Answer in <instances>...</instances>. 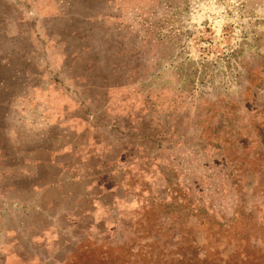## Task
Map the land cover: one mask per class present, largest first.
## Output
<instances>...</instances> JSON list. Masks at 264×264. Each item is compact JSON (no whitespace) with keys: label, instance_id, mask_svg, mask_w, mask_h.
I'll return each instance as SVG.
<instances>
[{"label":"rangeland","instance_id":"rangeland-1","mask_svg":"<svg viewBox=\"0 0 264 264\" xmlns=\"http://www.w3.org/2000/svg\"><path fill=\"white\" fill-rule=\"evenodd\" d=\"M21 1L36 23L0 0V191L23 155L81 193L59 227L7 226L0 264H264V0Z\"/></svg>","mask_w":264,"mask_h":264},{"label":"flooded vegetation","instance_id":"flooded-vegetation-1","mask_svg":"<svg viewBox=\"0 0 264 264\" xmlns=\"http://www.w3.org/2000/svg\"><path fill=\"white\" fill-rule=\"evenodd\" d=\"M13 1L18 7H21V8L25 7L27 12L30 14L32 20L34 21V23L37 22L38 19L36 15L31 11V8L27 3L25 4L24 2H21L20 0H13ZM81 102L83 105L86 104V102L84 101H81ZM1 111L2 112L0 113V117H1L0 127L2 126L7 127L9 122H7L6 124L4 120V115H3L4 112H6V109L4 108ZM98 125L99 124L97 123V126ZM8 141L9 142L11 141L10 138H8L7 135H2L0 133V143L2 144V146L6 145ZM12 148L16 150V147H12ZM59 165H62V168L63 167L66 168V165L64 163L55 164V166L52 169L56 173L55 178L54 179L51 178L47 182L44 181L45 180L44 178L41 184H39V189L37 188L33 189V185L31 182L32 180L28 181V179L24 177H22L18 182L19 183L18 186L20 188L18 186H15V187L11 186L10 189L14 192L13 194L15 196L21 192H24L23 197H15L11 195L7 196L6 192L2 193L0 191V245L2 243L1 242L2 238L5 237L4 232L5 233L7 232V231H4V229L7 226H12L13 227L12 229L14 230V232L20 234V236H24L25 238L28 237L27 233H25L26 226H24V228L21 226V221H23L22 214L27 215L35 211L36 213H39L42 216L43 221H46L47 223L51 222L55 226L59 227V223L64 221L63 218L62 219L60 218L65 213L66 204L70 203V206L76 207L74 209L67 210V212L69 213L68 216H72L73 213H75L76 211L75 209H77V207L79 206V193H81V191L79 190L77 194H75L74 196H72V194L68 195L66 193L67 188L70 185H75V182L77 181H75L74 179L68 178L67 176L68 171L64 172V169H60L59 171L57 168L59 167ZM44 168L45 169L47 168L46 171L50 172L49 166L47 164L44 165ZM66 176H67V179L65 178ZM49 193L51 194L54 193L57 199L56 203H53L52 205H51V201L49 200L50 198L48 195ZM19 196H22V195H19ZM65 200H67V203L65 202ZM46 203L51 205V208H53V206L55 207L60 206V210L57 209V211L56 210L51 211L52 209H47ZM29 221L30 220L28 219V222ZM31 248H32V245H31ZM40 254H42L41 251H40Z\"/></svg>","mask_w":264,"mask_h":264},{"label":"crops","instance_id":"crops-1","mask_svg":"<svg viewBox=\"0 0 264 264\" xmlns=\"http://www.w3.org/2000/svg\"><path fill=\"white\" fill-rule=\"evenodd\" d=\"M21 1V0H20ZM22 2V1H21ZM26 4V3H25ZM25 122V126L26 127H29V125L28 124H26L27 122H26V120L24 121ZM12 125H14V124H12V122H11V124L9 125V128H11V126ZM8 127V126H7ZM7 127H5V128H7ZM40 133H44L45 135H46V133H47V131H48V127L46 126V127H44V129H43V131L40 129ZM25 133V132H24ZM19 134H21L20 132H18V135ZM23 134V133H22ZM36 134L38 135V131L36 132ZM24 135V134H23ZM32 136V135H31ZM9 137H12V135H9ZM25 137V136H24ZM22 139H23V137H22ZM12 141V140H11ZM18 150H20V149H18V148H16V150L15 151H18ZM21 151V150H20ZM35 151V150H34ZM22 157V158H21ZM28 161V162H27ZM30 161V162H29ZM38 163H40V164H42L43 165V167H44V163H42V162H34V161H32L31 159H27V158H25V156H23V155H20V157H18L17 156V159L16 160H13V162L11 161V160H8V164H7V166H8V173H9V176L10 175H12L11 177V180L10 181H12V186H18V182H19V180L22 178V177H24V178H26V179H28V181H30V178L29 177H33L34 176V174H33V172H32V174H30L31 172V170H26V169H29V168H31L32 166H38ZM56 164H59V162L58 161H56ZM48 165V164H47ZM27 167V168H26ZM26 168V169H25ZM31 175V176H30ZM35 176L37 177L38 176V178H37V182H35V184L32 182V185H33V189L34 188H37V189H39V185H37V184H41V182H42V180L44 179V178H42V175L41 174H38V173H36L35 174ZM33 180V179H32ZM19 187V186H18ZM20 188V187H19ZM15 189V188H14Z\"/></svg>","mask_w":264,"mask_h":264},{"label":"trees","instance_id":"trees-1","mask_svg":"<svg viewBox=\"0 0 264 264\" xmlns=\"http://www.w3.org/2000/svg\"><path fill=\"white\" fill-rule=\"evenodd\" d=\"M250 83V82H249Z\"/></svg>","mask_w":264,"mask_h":264}]
</instances>
